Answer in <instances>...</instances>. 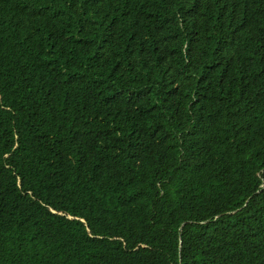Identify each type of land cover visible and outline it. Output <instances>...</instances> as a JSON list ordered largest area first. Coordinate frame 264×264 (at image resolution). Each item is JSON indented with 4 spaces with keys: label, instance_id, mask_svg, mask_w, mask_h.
Masks as SVG:
<instances>
[{
    "label": "trees",
    "instance_id": "1",
    "mask_svg": "<svg viewBox=\"0 0 264 264\" xmlns=\"http://www.w3.org/2000/svg\"><path fill=\"white\" fill-rule=\"evenodd\" d=\"M0 264H264V0H0Z\"/></svg>",
    "mask_w": 264,
    "mask_h": 264
},
{
    "label": "water",
    "instance_id": "2",
    "mask_svg": "<svg viewBox=\"0 0 264 264\" xmlns=\"http://www.w3.org/2000/svg\"><path fill=\"white\" fill-rule=\"evenodd\" d=\"M233 213H235V212H233ZM182 246H183V242H182L181 248H182Z\"/></svg>",
    "mask_w": 264,
    "mask_h": 264
}]
</instances>
